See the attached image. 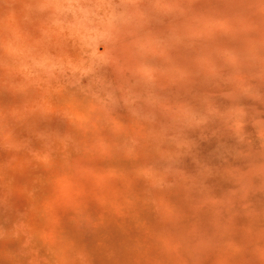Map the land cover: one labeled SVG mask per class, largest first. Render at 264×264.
Here are the masks:
<instances>
[{
  "label": "rangeland",
  "instance_id": "1",
  "mask_svg": "<svg viewBox=\"0 0 264 264\" xmlns=\"http://www.w3.org/2000/svg\"><path fill=\"white\" fill-rule=\"evenodd\" d=\"M0 264H264V0H0Z\"/></svg>",
  "mask_w": 264,
  "mask_h": 264
}]
</instances>
